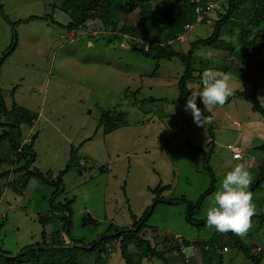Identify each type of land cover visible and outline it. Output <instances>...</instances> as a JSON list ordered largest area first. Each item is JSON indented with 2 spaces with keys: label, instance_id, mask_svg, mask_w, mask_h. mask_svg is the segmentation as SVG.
I'll list each match as a JSON object with an SVG mask.
<instances>
[{
  "label": "rangeland",
  "instance_id": "1",
  "mask_svg": "<svg viewBox=\"0 0 264 264\" xmlns=\"http://www.w3.org/2000/svg\"><path fill=\"white\" fill-rule=\"evenodd\" d=\"M59 1L0 0L1 94L8 110L15 104L33 118L20 134L35 156L13 150L10 163L8 142L0 146V171L27 166L0 177V249L16 256L43 244L91 245L115 229L136 230L150 212L138 235L163 255L170 248L163 241L218 240L221 231L219 246L228 251L220 247L213 259L253 264L252 256L264 264V47L253 62H240L230 53L238 30H224L188 59L180 55L189 46L174 43L180 57L153 60L128 39L108 41L96 20L72 31L58 26L71 21ZM210 34L195 25L190 38ZM253 92L260 112L252 110ZM103 114L114 131L105 130L103 116L99 125ZM227 144L245 163L232 159ZM236 216L232 226L220 222ZM109 242L105 264H125L120 244ZM139 250L131 243L127 251L142 264L174 259H142Z\"/></svg>",
  "mask_w": 264,
  "mask_h": 264
},
{
  "label": "trees",
  "instance_id": "2",
  "mask_svg": "<svg viewBox=\"0 0 264 264\" xmlns=\"http://www.w3.org/2000/svg\"><path fill=\"white\" fill-rule=\"evenodd\" d=\"M58 1L56 0V2ZM59 2L60 4L57 5L56 3V5L61 11L69 15L71 21L65 26L54 21L58 26L72 31L84 27L86 22L90 20H96L98 22L96 30H100L101 35L108 36V41L117 40L120 44L123 40L128 39L131 42V50L139 51L144 56L153 60L178 55V52L176 53L173 50L174 43L189 46L186 53H179L181 54V58L188 59L193 49L198 46L213 44L217 41L221 31L224 30L229 33H233V29L238 30V34L236 35L237 44L235 45L237 49L235 47L230 53L240 62H253L256 54H260L264 47V43H262L264 39V0H60ZM209 5H212V8L208 7ZM155 6H159L162 12L156 13ZM195 25L209 27L211 34L206 38H190V33ZM187 36L189 38H186L185 41L183 38ZM88 37L93 38V35ZM146 43H148L147 50L144 49V44ZM247 72L250 73L249 71ZM254 92L250 97L252 110L260 112L263 108L253 101V99L256 100ZM192 102L197 104L202 116L210 121L209 114L202 109V106L194 100ZM259 114L264 119V112H260ZM27 116L28 111L23 108H17L15 104L8 110L0 89V126L3 128L0 133V146L4 142H8L6 150H9V153L6 156L7 159H9L13 150H16L20 158H23L27 154L32 155L31 158L35 157L32 154L30 143L21 145L20 127L22 124L32 125L33 121V118H28ZM102 116L110 125L105 130L107 132L114 131L117 127L113 123L108 122L110 118L107 114L101 115L99 125L103 123ZM6 158L0 157V169L5 164ZM13 161L9 159L10 163H13ZM83 164L84 162L80 161V166ZM24 167L27 168V166H23L10 168L9 171H0V177L8 176L11 171H20ZM236 169L239 168L236 167L235 171ZM32 174L35 173L33 172ZM210 175L212 177L211 172ZM261 179L253 187L259 185L262 182ZM251 189L253 190V188ZM211 190V188L207 190L205 195L209 194ZM191 208V205H187L189 220ZM150 215L151 213L147 219L143 220L142 218L139 222L134 223V228L140 224L136 230L120 231V229H115L117 234H102L99 237V239H102L91 245H80V242L73 243L71 247H64V244L60 243H52L49 246L43 244L35 249L23 248L16 256H9L0 249V264H87L91 255H95L92 264H105L106 255L109 253L107 247L110 242L107 243L108 241H117L120 244L118 245L125 264H142L133 260L128 253V246L131 243L140 248L139 252L142 251V259L148 256L162 259L174 256V259L171 261L165 260V264H211L212 261L216 264L222 263L221 259L219 261L213 259V257L219 256L220 247L224 252L228 251L227 245L219 246L218 241L224 236L221 231L218 234V240L211 239L206 242L172 238L170 242H161L163 247L165 243H169L170 245V248L163 252L166 254L163 255L158 252L148 240H145L144 236L138 235ZM3 219L2 216L0 218V230L3 226ZM238 219V216H236L234 219L231 218L220 222L232 226V223H235ZM249 221H251L250 218L244 222ZM231 232L232 235H236L235 229L231 230ZM240 244L239 239L233 243L236 247H239ZM187 248L193 251L191 255L186 256ZM257 250L258 252H262L260 247ZM244 251L248 252L245 249ZM81 253H85V260L82 259ZM250 258L253 264H262L261 258H254L252 256ZM196 260L198 261L195 262Z\"/></svg>",
  "mask_w": 264,
  "mask_h": 264
},
{
  "label": "built area",
  "instance_id": "3",
  "mask_svg": "<svg viewBox=\"0 0 264 264\" xmlns=\"http://www.w3.org/2000/svg\"><path fill=\"white\" fill-rule=\"evenodd\" d=\"M226 147L231 152L233 160L240 161L243 159L242 152L239 150V148L233 145H227ZM236 171H238V169H236Z\"/></svg>",
  "mask_w": 264,
  "mask_h": 264
},
{
  "label": "clouds",
  "instance_id": "4",
  "mask_svg": "<svg viewBox=\"0 0 264 264\" xmlns=\"http://www.w3.org/2000/svg\"><path fill=\"white\" fill-rule=\"evenodd\" d=\"M208 7L212 8V5H209ZM148 48V43L144 44V49L147 50Z\"/></svg>",
  "mask_w": 264,
  "mask_h": 264
},
{
  "label": "crops",
  "instance_id": "5",
  "mask_svg": "<svg viewBox=\"0 0 264 264\" xmlns=\"http://www.w3.org/2000/svg\"><path fill=\"white\" fill-rule=\"evenodd\" d=\"M237 147V146H236ZM238 148V147H237ZM145 153H147V152H145ZM142 155H144V153L142 154ZM243 155V154H242ZM85 162H86V160H84ZM240 162H242V161H240ZM242 163H245V161L244 162H242ZM82 166H84V165H82Z\"/></svg>",
  "mask_w": 264,
  "mask_h": 264
},
{
  "label": "water",
  "instance_id": "6",
  "mask_svg": "<svg viewBox=\"0 0 264 264\" xmlns=\"http://www.w3.org/2000/svg\"><path fill=\"white\" fill-rule=\"evenodd\" d=\"M155 204V203H154ZM154 206V205H153ZM151 210H152V208H151ZM150 213V212H149ZM149 213H148V215H149ZM23 254V253H22Z\"/></svg>",
  "mask_w": 264,
  "mask_h": 264
}]
</instances>
